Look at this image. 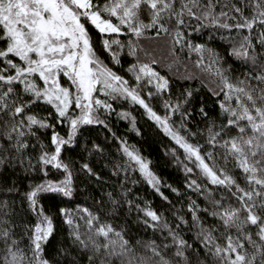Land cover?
Returning a JSON list of instances; mask_svg holds the SVG:
<instances>
[{
    "label": "snow or ice",
    "instance_id": "obj_1",
    "mask_svg": "<svg viewBox=\"0 0 264 264\" xmlns=\"http://www.w3.org/2000/svg\"><path fill=\"white\" fill-rule=\"evenodd\" d=\"M203 27L228 33L221 36L229 40L228 54L246 67L240 77L214 48L191 38L190 30ZM152 33L168 38L173 63L185 50L189 59L196 54L193 66L211 78L200 83L218 98L215 115L200 88L174 93L171 79L153 66L156 59L141 58L150 55L143 41ZM126 57L131 80L118 71ZM118 100L139 105L207 182L187 185L209 200L208 207L189 204L197 229L191 242L182 234L189 224L183 216L169 223L150 202L130 198L127 174L138 169L168 201L150 162L109 128ZM37 107L47 108L46 115ZM197 114L204 127L193 130ZM119 116L140 134L135 116ZM65 122L62 136L56 127ZM86 126H102L120 140L127 161L113 165L112 175L124 173L121 191L104 192L95 208L47 209L44 197L71 203L81 185L104 182L89 163L77 169L62 158ZM49 129L51 151L38 135ZM0 194V264H264V0H0ZM133 227L159 233V242L135 238ZM138 250L143 254L135 260L124 259Z\"/></svg>",
    "mask_w": 264,
    "mask_h": 264
},
{
    "label": "trees",
    "instance_id": "obj_2",
    "mask_svg": "<svg viewBox=\"0 0 264 264\" xmlns=\"http://www.w3.org/2000/svg\"><path fill=\"white\" fill-rule=\"evenodd\" d=\"M221 2H227V0H221ZM194 23V22H193ZM153 38L143 41L144 47L148 50L149 56L145 57L141 54V58L150 60L155 58L157 63L153 65L162 75H166L172 81L173 92L176 93L181 87H195L200 88V95L205 99L209 108L212 109L211 114L215 115L218 108L213 101L218 99L212 97L207 88L202 87L200 81L204 80L207 84L210 81L205 73L200 69L193 66V61L197 58L195 53L190 54V59L185 52H181L180 60L173 63V57L169 51L168 38L163 34L160 37H155L154 33L150 34ZM191 38L197 43H206L209 47L214 48L226 60V67L231 65L233 72L231 73L235 77H240L241 73L246 71V67L240 61L231 57L228 53L230 51L229 40L221 39V36H228V33L223 29H216L214 27H203L198 31L190 30ZM94 39L96 34L93 33ZM211 37V38H210ZM132 61V57H126L122 63L123 67L119 68L120 74L125 75L131 80V74L126 73L125 69L128 67V63ZM187 76H193V79H186ZM101 99L104 97L101 95ZM159 112H163L162 105L157 101H151ZM116 111L112 112L107 117V123L112 132L116 133L118 138L127 141L128 145L133 146L146 161L150 162V168L155 172L157 176L161 178L162 186L161 191L168 197V201H165L161 196L154 191V189L147 184L144 178L141 176L139 170L135 172L129 169L128 180L126 183V189L131 190L130 198L134 199L135 203L150 202L151 207L161 212L166 217L169 223H172L177 216H183L189 221L188 226L183 227L182 234L185 238L191 242L196 234V227L192 224L191 213L189 212V204L191 201H195L201 208L209 206V200L205 198L200 192L195 191L193 188H189L188 183L195 179L198 184L203 187L207 182L204 177L199 174V170L196 169L190 161L185 159L183 150L180 149L174 141L166 136L162 130H160L148 117L144 114V110L139 106L132 104L130 101L118 100L114 104ZM34 111L38 115H46L47 108L37 107ZM127 111L136 117V128L139 130L138 135L133 130L129 120L121 119L119 112ZM204 127L201 123V117L197 114L195 120L189 125L196 130V126ZM69 130L67 122L64 124H57L56 131L62 136ZM82 135L76 137V146H68L62 151V158H65L66 162L71 163L75 168H79L80 164L87 162L93 169L99 172L103 176L102 184L92 183L90 187L85 190V185H81L80 193L74 198L71 203H65L61 198H51V195L44 197L42 203L47 209H54L56 206L68 207L75 210L77 207H89L95 208L96 200L106 191L115 190L116 193L121 191L120 182L123 181L124 173L121 172L119 177L113 176V165L123 164L127 161V157L123 155L120 150V140L113 139L111 133L104 129L102 126H86L81 130ZM40 140L47 146V149L51 151L54 146L50 144L51 130H40L38 133ZM35 142V141H33ZM203 143V140L200 141ZM100 144L104 151L96 152L92 145ZM207 147V145H206ZM175 149V157L179 158V162L173 156L172 150ZM39 149H37L38 153ZM91 153V155H90ZM193 167L192 173H186L184 165ZM238 174V173H237ZM55 179L56 176H50ZM243 183V178L238 177ZM132 181H136L133 183ZM27 179H23L21 187L27 185ZM166 185H171L179 189L180 195L172 193ZM209 188L217 193L219 196V190L215 186L209 185ZM3 194H0L2 196ZM6 198V197H4ZM208 223H214L212 217L203 213H198ZM135 217V213L128 219L131 221ZM124 217H122V220ZM57 223L61 222L57 220ZM62 228H66V225H61ZM133 236L137 239L150 240L157 239L159 242V233L154 234L151 229H137L133 227ZM66 232H61L54 241L55 246H59L64 241ZM255 239V236H254ZM143 250H138L131 257H125V260L133 259L136 256L142 255ZM86 264V262H85ZM116 264H120L117 261Z\"/></svg>",
    "mask_w": 264,
    "mask_h": 264
}]
</instances>
